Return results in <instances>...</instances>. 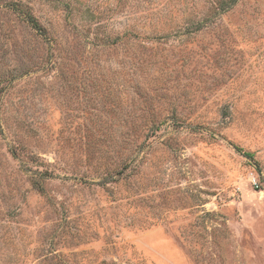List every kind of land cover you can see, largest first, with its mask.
<instances>
[{
    "label": "rangeland",
    "instance_id": "374dc122",
    "mask_svg": "<svg viewBox=\"0 0 264 264\" xmlns=\"http://www.w3.org/2000/svg\"><path fill=\"white\" fill-rule=\"evenodd\" d=\"M217 2L0 0V264H264V0Z\"/></svg>",
    "mask_w": 264,
    "mask_h": 264
},
{
    "label": "trees",
    "instance_id": "16d2710c",
    "mask_svg": "<svg viewBox=\"0 0 264 264\" xmlns=\"http://www.w3.org/2000/svg\"><path fill=\"white\" fill-rule=\"evenodd\" d=\"M237 0H218L217 2V8H222L221 11L227 10L229 8H232V6L235 4ZM219 5V6H218ZM29 22L35 27L36 29H41L40 24L33 16H29Z\"/></svg>",
    "mask_w": 264,
    "mask_h": 264
},
{
    "label": "built area",
    "instance_id": "2783aa9c",
    "mask_svg": "<svg viewBox=\"0 0 264 264\" xmlns=\"http://www.w3.org/2000/svg\"><path fill=\"white\" fill-rule=\"evenodd\" d=\"M254 183H256V181L254 180Z\"/></svg>",
    "mask_w": 264,
    "mask_h": 264
}]
</instances>
